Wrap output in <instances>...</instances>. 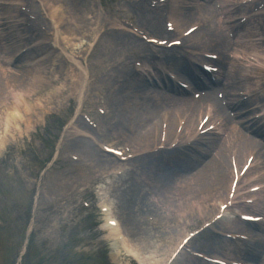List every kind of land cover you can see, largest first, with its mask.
Masks as SVG:
<instances>
[{
    "label": "bare ground",
    "instance_id": "obj_1",
    "mask_svg": "<svg viewBox=\"0 0 264 264\" xmlns=\"http://www.w3.org/2000/svg\"><path fill=\"white\" fill-rule=\"evenodd\" d=\"M70 1H72L73 11L77 17V30L70 27V24L63 15L61 7L58 4L52 3L50 0H30L32 5L39 9V18L42 22H46L48 29L50 28L52 31V40L54 44L51 47H43L41 44V42L51 39L44 37L40 40L33 32L31 33V38L27 39L26 34L29 35V33H24V30L17 25L16 19L20 18L22 15L15 11L13 5L18 4L20 6H25L21 0H11L8 7L0 6V154L4 150V147L11 141V130L14 131L18 128L19 119L23 118L21 114L24 115L27 128L29 129L33 124H36L39 119H44L45 115L55 110V108L51 110L49 104L45 106L47 100L43 101V97H39L43 91L49 89L53 96H58L63 99L61 92L69 86L65 95L68 92H76L81 87L83 94L84 87L87 84L86 74L80 67H71L67 64L66 56L60 49V34L63 36L73 35V37H79L77 33L83 28L89 29L93 33H98L99 30L103 29L104 24L107 23L109 27L112 26L111 31L114 33V42L119 44L122 50L130 51L135 48L134 37L129 35L127 29L117 25L115 26L114 23L109 20L95 18L96 16L93 15V9L88 8V6L92 5L93 0H89V3L86 5H84L82 1L77 0L78 6L75 0ZM216 2L221 3V8L224 14H226V25L228 29L235 34L233 51L227 48L225 49L228 54L227 57L231 54L234 57L247 53L250 56H255L256 53L263 54L264 42H262V29L260 28L262 20L256 21L254 19L252 22L239 24V21L248 14L249 8H235L234 0H216ZM238 2L239 0L236 1V3ZM167 8L170 10L169 19L178 24L177 31L184 30L186 26L190 24L196 25L198 23H203L201 29L189 39L197 52L209 53L205 50L220 46L219 44L210 43L209 40L214 37H209V32L205 34V32L201 31L203 28L207 30V19H212L213 21L217 19L214 15L208 18L201 16L203 12L205 13V10L198 0H170L168 1ZM152 11L155 14L150 13L148 17L141 16V18L147 20L146 22L152 27L158 28L160 34H166V32L159 27V21L162 16L157 13V11H160V9ZM88 16H93V18L87 19L86 17ZM92 22L94 24H92ZM97 25H100L98 29L95 28ZM215 25L219 28L218 33L224 34V27L217 23ZM50 30L48 32L51 33ZM32 31H36V29H32ZM65 39L67 40L68 37ZM225 39L226 43L231 41L229 38L225 37ZM24 48H28L27 52L15 62V54ZM141 54L144 55L143 53ZM175 55L176 54L173 53L166 58L168 61L166 64H169L171 68L175 67V64H173ZM143 58L146 59L144 56ZM183 61L184 65L175 67V71L180 74L184 71V78L189 82L192 81L195 86L199 87L201 83L191 74L193 66L188 64L187 60L184 58ZM13 62L16 63L17 69L13 68ZM157 65L162 66L163 64L161 65L157 62ZM224 68L227 70L228 74L227 84L229 90L227 96L229 105L231 109L237 111L239 126L233 125L230 123V120L227 118L225 119L224 128L226 131H230V136L224 141L223 145L218 147L220 141L219 130L222 129L221 127L217 131L203 136L200 143H196L195 145L201 147L202 142H205L206 146L199 148L198 152L196 149H190L191 152H189L188 156H185V159L177 156L167 158V156L174 155L177 152H151L147 154V156L144 155L137 158L135 161H130L131 163L129 164L123 165L127 170H129V167L131 168V173L129 174L131 182L127 188V190L130 191L125 194L128 198L126 203L129 204L126 216L130 225H132L136 231L139 230L138 226H140V224L136 222L135 214L132 210L137 200V191L140 194L144 189L149 188L153 190L149 194H154V192L160 190L164 194H167V196H172L171 198H173L174 193L170 194V190L181 189L178 197L173 198L175 200L174 203L170 204L171 213L166 214L171 220L175 221V226L168 228L162 235L155 236V238L158 239L157 242L160 243V247H166V249L161 250L162 256H165L163 262H166L169 257V252L172 249L171 241H174L173 239H175V236H178L179 232L183 231L180 227H185L193 221L206 218L216 209L214 207H217L218 202L225 200L224 197L227 194L228 188H230L229 184L232 177L231 150H235L234 156L236 163L240 166L245 161L246 155L252 144L245 136H247L248 133H257L260 136H264V131L259 128V121L248 120L250 115H254L257 112L246 115V112H242L240 108H237V105L244 104L243 99L240 96L235 98L231 96L233 93L232 91H238V93L239 91H243L245 95L254 92H263L264 68L246 65L236 59L225 62ZM130 71L131 70H127L126 72L128 73ZM124 72L125 71L120 69L119 66L112 67L110 73L100 78V81H106L108 83L112 97H115V100L119 103L121 116L123 117L124 114L131 116L130 129L132 134L122 133L118 125L113 128L114 131L118 133L120 139L126 142L131 141V146L135 152L147 153L150 148H155L160 142L159 135L156 136V132L159 133L160 129V125L157 122V120L160 119V109H171L173 106H179L181 112L179 111L177 115L169 114L166 116L168 121V138L173 139V130L176 126V122L179 124V118L186 121L183 131H188L190 119L193 117L194 113H198L199 105L196 102L177 99L172 95L159 91L149 90L146 96H143L144 94H141V92L146 87L145 83H149L146 76L142 77L140 75H135L137 74V71H135L130 76L127 85H119L115 78L125 76ZM48 75L50 77H48ZM55 79L60 87L53 90L51 88V82ZM173 90L172 88V91ZM16 93H24L27 99H29L31 107H23L16 99ZM123 94H127L126 102L122 99V97H124ZM12 95L14 97L10 98ZM140 96H143L141 101L139 100ZM263 100L264 93L260 97L249 99L246 103L250 104V107H254L252 110V112H254L257 110L259 103ZM202 102H204V99ZM58 103L60 104L59 106L62 105V102ZM9 111L13 112L11 116L8 117L7 113ZM218 112H223L220 107H217V112L214 114L215 117L218 115ZM142 116H152L150 122L152 124L151 127L147 125L146 122H142ZM104 121L106 126L110 127L106 119H104ZM103 126H105V124ZM148 127L150 128L148 129ZM70 129L72 130L71 133L75 135V138L81 139L78 146H72L71 148H74V150L76 149V153L83 155L85 159H90V161L92 160V162L96 164L92 171L107 170L117 165L111 157L104 156L92 148L86 138H90L94 142H97V140L92 137L90 130H81L79 126H76L74 123L70 126ZM138 131L141 132L139 135L135 133ZM243 133H245V136ZM153 150L154 149H151V151ZM215 150H217L216 156L211 157V151ZM258 161H262L261 166L250 171V174L261 175L259 181L255 185L264 184V158L257 159L256 156L255 163ZM196 168H200L199 172L193 173ZM91 175H94V172H83L70 178L74 180V184H82L90 180L92 178ZM246 179H248L247 176ZM182 180H184L183 186L179 184ZM244 183L245 179H242L239 184L238 193L240 189L243 188ZM168 185H175V187H168ZM147 195L148 193L142 196ZM262 195H264V191L259 194V196ZM178 198H181L180 202H178ZM239 205L241 204L236 206L240 207ZM107 206L109 208L108 214H110V204L107 203ZM142 207L148 208L145 203L142 204ZM220 227L233 229L234 226H229L226 222H221ZM239 229L237 233H241V227ZM108 230L110 236L113 238L116 237L117 240V237H119V230H114L112 228H108ZM260 231L264 233V229ZM137 234L142 235L143 232L140 231ZM145 235H147V233ZM262 236L260 235L259 237ZM182 237L183 235L181 234L180 238ZM214 242L216 243V240ZM221 242L224 244L223 247H227L229 244L227 240L222 239ZM202 244L203 246L205 245L204 242H202ZM199 245H201V243ZM112 247L116 257L120 258L121 243L118 241L114 242ZM263 247L264 240L259 244H254L252 252L248 253L251 260L255 258L256 261L260 257L261 253L259 249ZM182 256L183 254H180L173 264H177L179 261L180 264H185V261H181ZM154 258L156 257L147 258L148 261H144L143 257L140 255V262L142 264H163V262L155 263ZM261 264H264V261H262Z\"/></svg>",
    "mask_w": 264,
    "mask_h": 264
},
{
    "label": "rangeland",
    "instance_id": "obj_2",
    "mask_svg": "<svg viewBox=\"0 0 264 264\" xmlns=\"http://www.w3.org/2000/svg\"><path fill=\"white\" fill-rule=\"evenodd\" d=\"M105 42L101 48L95 50L93 59L98 58L96 55L98 52L102 53ZM137 53V49L132 54L118 53L111 60L113 62L118 58L126 62L130 61L132 64L134 61L132 57ZM104 61L106 62L105 58ZM101 65L94 71L96 76L106 69L103 62ZM51 83L53 90L60 87L56 79ZM68 88L69 86L61 92L63 99L53 96L49 89L43 91L39 97H43V101L47 100L45 104H49V108L55 110L45 115L44 120L41 119L29 131H26L27 128L26 130L23 128L20 134L11 131V141L14 142L10 141L11 143H8L0 154V222L3 223V227L0 228V264H16L18 252L28 238L30 227L32 230L29 248L20 264H110L107 260L112 251L108 243L109 233L101 227L93 207L84 211L80 204L81 199L93 202L94 198L108 200L113 206V215L120 221L125 236L140 248L146 259L156 257L155 262L159 263L165 258L161 250L166 247L161 248L155 236L162 235L176 223L171 221L166 225L159 216V211L154 208L136 213V220L139 222L142 214L154 215L160 219L159 226L154 227L148 223L147 226L139 228L143 232L142 235L133 233L124 213L129 208V204L127 208H123L128 200L124 190L131 182L129 175L106 181L95 180L97 177L94 175L91 184L86 186L74 184V180L70 177L78 175L76 170L78 165L71 163L68 157L70 153H76V149L71 148L76 145H70V141H67L73 139L71 133H68L64 142L60 143L57 159L52 162L60 142V124L70 115V112L64 109L69 103L75 106L72 92L65 95ZM100 99L104 101L106 98L101 96ZM69 100L71 101L68 103ZM58 102H62V105L59 106ZM85 102L86 107L83 111L91 112L89 110L93 107L90 106V100L85 99ZM108 139H111L110 135ZM92 147L96 150V147L93 145ZM49 166L50 168H47ZM81 168L84 170L82 173L90 172L83 165ZM39 187L44 192L43 198L36 196ZM199 223L193 221L186 227H180L183 231L171 241V247L179 241L184 229H192ZM209 234L210 232L201 236L191 245L194 248H201L202 245L199 244L207 239ZM120 254L121 257L117 259L118 264H131L124 253ZM182 260L185 264H197L186 254L181 257ZM177 264H180V261Z\"/></svg>",
    "mask_w": 264,
    "mask_h": 264
},
{
    "label": "snow or ice",
    "instance_id": "obj_3",
    "mask_svg": "<svg viewBox=\"0 0 264 264\" xmlns=\"http://www.w3.org/2000/svg\"><path fill=\"white\" fill-rule=\"evenodd\" d=\"M177 43H178V41H177Z\"/></svg>",
    "mask_w": 264,
    "mask_h": 264
}]
</instances>
